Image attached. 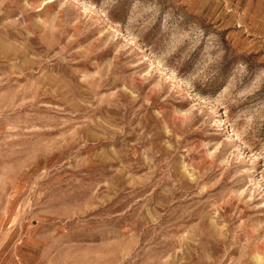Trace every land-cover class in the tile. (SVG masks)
<instances>
[{
	"label": "rangeland",
	"instance_id": "374dc122",
	"mask_svg": "<svg viewBox=\"0 0 264 264\" xmlns=\"http://www.w3.org/2000/svg\"><path fill=\"white\" fill-rule=\"evenodd\" d=\"M7 240L18 264H264V0H0Z\"/></svg>",
	"mask_w": 264,
	"mask_h": 264
},
{
	"label": "crops",
	"instance_id": "0c3cea01",
	"mask_svg": "<svg viewBox=\"0 0 264 264\" xmlns=\"http://www.w3.org/2000/svg\"><path fill=\"white\" fill-rule=\"evenodd\" d=\"M28 245L25 243H21V244H11L9 240L3 242L0 245V249H2V247L5 248V250L2 252L1 256H0V264H18L16 262V257L14 254V251L17 247L21 246V245ZM30 246V245H29ZM31 248L37 249L39 256L37 257L36 261L34 264H37L39 261H41L42 259V251L39 250L37 247L35 246H30Z\"/></svg>",
	"mask_w": 264,
	"mask_h": 264
},
{
	"label": "bare ground",
	"instance_id": "6f19581e",
	"mask_svg": "<svg viewBox=\"0 0 264 264\" xmlns=\"http://www.w3.org/2000/svg\"><path fill=\"white\" fill-rule=\"evenodd\" d=\"M26 246H27V245H26ZM26 246H25V247H26ZM19 247H20V246H19ZM25 247H24V248H25ZM18 250H19V248H18ZM16 251H17V250H16ZM25 256H26V255H25Z\"/></svg>",
	"mask_w": 264,
	"mask_h": 264
}]
</instances>
